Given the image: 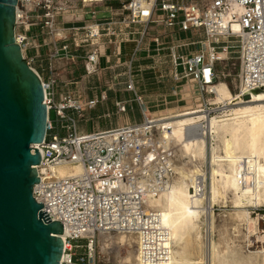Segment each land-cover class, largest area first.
Returning <instances> with one entry per match:
<instances>
[{
	"label": "built area",
	"instance_id": "built-area-1",
	"mask_svg": "<svg viewBox=\"0 0 264 264\" xmlns=\"http://www.w3.org/2000/svg\"><path fill=\"white\" fill-rule=\"evenodd\" d=\"M78 1L85 5L101 0ZM27 3L30 4L28 8ZM74 3L77 0H17L15 42L20 45L23 56L30 48L29 31L40 26L57 36L58 18L72 9ZM235 5L242 7L241 14L233 11ZM121 12L116 15L121 16L117 22L106 21L104 30L97 26L71 25L67 27L68 38L75 47H80L91 44L93 38L102 34L119 36L120 42L134 43V58L144 47L145 38L150 36L157 63L166 62L160 59L161 53L167 51L173 81L190 78L202 93L210 94L207 88L215 82V66L222 61L216 50L226 38L234 36L240 42V84L246 90H264V0H144L143 4L141 0H127L121 5ZM227 13H230L228 22L224 19ZM233 22L238 24L240 32H233ZM159 25L167 30L164 38L150 33ZM193 30L202 32L204 43H208L206 52L202 49L185 52L184 47L194 42L178 43ZM180 34H184L181 39ZM58 36V40L67 39L62 34ZM65 48L63 45L54 50L53 55ZM98 52L94 49L86 59L95 63ZM37 74L44 88L48 117L44 141L35 145L41 159L36 166L39 182L33 188V196L63 225L60 264H94L97 236L102 232L135 234L144 261L160 263L166 260L169 254L164 246L167 233L158 212L145 208L144 197L156 195L174 179L173 153L159 150L148 157L147 152L155 148L156 126L150 122L147 111L141 109L142 121L80 131L76 123V118L83 116V106L78 103L80 91L66 92L56 103L55 80ZM125 89L132 91L140 102L135 91V72L130 66L126 71ZM95 103L89 100L87 107ZM115 106L119 112L126 111L123 102L116 101ZM51 110L55 111L57 128L50 118ZM60 129L63 134L59 133ZM61 166L68 168L69 173L60 175L52 169ZM256 214L264 233V208H257Z\"/></svg>",
	"mask_w": 264,
	"mask_h": 264
},
{
	"label": "bare ground",
	"instance_id": "bare-ground-1",
	"mask_svg": "<svg viewBox=\"0 0 264 264\" xmlns=\"http://www.w3.org/2000/svg\"><path fill=\"white\" fill-rule=\"evenodd\" d=\"M26 6L28 8L30 4ZM242 10L239 5L233 8L239 14ZM224 19L228 22L230 13L225 14ZM232 30L240 32L236 22L232 23ZM218 56L223 59L225 53ZM239 87L240 92L232 94L225 82L209 86L215 93L214 101L227 107L222 115L210 117L201 113L164 121L160 125L150 119L159 126V131L153 141L155 148L147 155L152 157L159 150H171V165L177 174L164 190L144 197L145 208L159 214L167 233L164 246L169 254L160 263L146 262L141 256L137 235L121 232L98 234L102 253L113 252L116 264H264V249L245 257L236 254L229 259L211 238L213 216L210 209L216 202L225 204L230 194V202L236 209L230 214L231 218L245 224L247 237L255 235L264 244V233L258 230L256 219L247 210L248 207L264 206V90H246L242 84ZM244 96H250L251 100L242 105ZM209 133L219 140L220 145L211 147L210 187L205 192V175L201 166L205 160V136ZM52 169L60 175L69 173L64 166ZM255 231H258L257 236ZM195 242L201 244V255L197 260L185 254V248Z\"/></svg>",
	"mask_w": 264,
	"mask_h": 264
},
{
	"label": "water",
	"instance_id": "water-1",
	"mask_svg": "<svg viewBox=\"0 0 264 264\" xmlns=\"http://www.w3.org/2000/svg\"><path fill=\"white\" fill-rule=\"evenodd\" d=\"M16 6L0 0V264H60L63 225L33 196L48 109L15 42Z\"/></svg>",
	"mask_w": 264,
	"mask_h": 264
},
{
	"label": "rangeland",
	"instance_id": "rangeland-1",
	"mask_svg": "<svg viewBox=\"0 0 264 264\" xmlns=\"http://www.w3.org/2000/svg\"><path fill=\"white\" fill-rule=\"evenodd\" d=\"M189 1V0H184ZM163 26H156V28H161ZM47 31V30H46ZM48 32V31H47ZM57 34H60V32H56ZM58 36V35H57ZM184 34H180L179 38H183ZM226 41L219 46V48L216 50L219 53L224 52L225 56L222 57V61L217 62L215 69L217 73V78L215 79V83L217 82H225L231 91L232 94H236L240 92V80L238 77V72L240 68V42L238 41V38L234 36H230L225 39ZM194 42V44H190L189 46L184 47L185 52H195L199 49H202L206 52L207 46L206 43H204V37L201 31H191V33H188L186 35V38L184 40H178L179 44L182 43H189ZM133 45V44H132ZM131 45L128 46V49H130ZM223 47H226L225 51L223 50ZM30 48L26 49L24 51V56L26 61L29 62L31 67H33L42 78L48 79L45 75L46 72L43 70H38V68H42L45 66V62L43 60L34 61L32 58L31 53L29 52ZM163 56L161 60H164V65H169V59L167 57V51H164L161 53ZM155 57H157L155 55ZM144 59V58H143ZM158 60L156 58L155 62ZM138 62V61H137ZM110 63H112L110 59ZM113 63H115L113 61ZM159 63V62H158ZM120 69H115L114 71L111 69L109 71V74L105 71H103V75H100V81L102 83H105V87L108 88L109 84L114 83L113 88L119 89L123 88V86H126L124 84V81H126V76L124 74L123 66L119 67ZM74 72H71V74ZM75 76H73L70 79H74L75 81L79 82H72L69 83L68 87H62L63 91H69L71 93L75 92V90L80 91V94L82 93V81L93 79L96 75V71H91L90 73L87 72V70H83L78 68L75 70ZM139 73V72H137ZM160 73L164 74L163 78H160ZM158 77L154 74H147V77H143L141 80L140 77L136 78L138 83H142L145 86H141V89L144 90V93H168L171 90V87L174 85H179L176 88L178 101L169 102V99H167V102L164 101H154L152 103H148L149 105H152L151 108H149V116L152 119L156 120V124L160 125L164 121L173 120V119H179L182 117L190 116V115H198L201 113H206L208 116L212 117L215 115H222L223 110L226 109L224 103H217L214 101L215 93L213 90H210L208 87V90H210V94L202 93L200 88L198 87L197 83L190 79V78H181L178 81H173L172 77L170 75L169 68L166 72H158ZM74 75V74H73ZM51 79V78H50ZM109 79V82H106V80ZM73 80V81H74ZM141 80V81H140ZM159 80V81H158ZM120 82V83H119ZM112 88V87H109ZM175 89V88H174ZM112 90V89H110ZM82 98V97H81ZM176 98V97H174ZM80 100V98L78 99ZM250 96H244L242 98V105H245L248 101H250ZM82 104V102H81ZM83 106V105H82ZM82 118H76L77 128L80 131H91V130H102L105 128H111L116 127L115 125L121 121H125L129 119H132V116L130 118L128 117H121L119 114H111L106 117H100L96 118L91 113V110L87 109V106L82 107ZM134 117L138 121H142V115L139 111V108L135 110ZM50 118L54 122L57 128L56 123V115L55 111H50ZM124 119V120H123ZM137 121V122H138ZM155 127V134L153 141L156 139L159 131V126ZM60 134H63V130H58ZM208 138V139H207ZM210 143V144H209ZM214 145H220V142L218 139L212 137L210 133L205 136V160H202V166L201 169L203 170L202 173L205 175V192H208V189L210 187V170H211V156H212V148ZM212 147V148H211ZM211 151V152H210ZM174 158H176L174 156ZM175 160V159H174ZM176 161V160H175ZM210 165V166H209ZM209 177V178H208ZM177 178V174L174 177V180ZM209 180V181H208ZM199 194H202L199 192ZM231 195H227V202L221 203L216 202L212 205L211 215L213 216V227L211 229V238L219 249L222 252H226L227 258H233L236 254H238L241 257H245L251 254V252H254L256 250H262L264 249V244H262L258 239L255 238V235L253 237H247V231L245 230V224L242 223L239 220L232 219L231 213L235 212V206L234 204L230 202ZM234 207V208H233ZM258 209L264 208V206L260 207H248V211L250 212L251 217L256 219L258 230L260 231V226L258 224V216L256 214ZM254 232V231H253ZM256 236L258 235V231H255ZM203 243V239H202ZM228 244V245H227ZM230 245V246H229ZM227 246V247H225ZM234 248V249H233ZM237 249V250H236ZM122 253L124 250L121 251ZM228 252V253H227ZM235 252V253H234ZM79 253H83V251H79ZM185 254L188 258L197 260L200 258L201 255V244H198L195 242L192 244V246H187L185 248ZM114 253L110 252L109 254L102 253L100 242H99V236H97V244H96V260L94 264H116L114 260ZM113 256V257H112ZM231 256V257H230ZM225 264H233L232 262Z\"/></svg>",
	"mask_w": 264,
	"mask_h": 264
},
{
	"label": "crops",
	"instance_id": "crops-1",
	"mask_svg": "<svg viewBox=\"0 0 264 264\" xmlns=\"http://www.w3.org/2000/svg\"><path fill=\"white\" fill-rule=\"evenodd\" d=\"M126 1L127 0H101L95 3L81 5L77 0V3L73 4L72 9L64 11L58 18L57 29L63 36H66L67 39L58 40L59 36H52L46 31V29L37 26L29 31L31 37L28 41L30 45L29 52L31 53L34 61L43 60L45 62L44 67H37V69L45 71V76L47 78H52L55 80L54 101L56 103L63 99L66 92H69L63 91L64 89L62 87H68V85H70L69 83L72 82H79L75 81L74 79V81L70 79L75 76V70L78 68L83 70L90 68L89 70L96 71V76L93 77V79L86 81L83 80L81 82L82 93L79 95L80 100H78V103L81 104L82 102L81 105L86 107L89 100H95V105L91 108L87 107V109L91 110V113L96 118L106 117L111 114H119L121 117L127 118L132 116V119H129V121L125 120L117 123L115 125L116 127L137 122L138 120L136 117H134V112L137 110V108H139L140 112L143 108L149 114V108H151L152 105H149L148 103H152L154 101H164L166 103L167 99H169V102H175L179 99L176 91V88L179 85L173 84L170 92H161L158 94H149L147 92L144 93V90L141 89V86L146 87V85H143L142 83H138L136 85V78L140 77L142 80L145 75V77H147V74L151 73L156 74L155 77H158V72H166L169 68V65L155 62L156 58L158 57H155L156 54L154 50V44L150 42V36L145 38L144 47L135 55L134 58L132 55L134 43L120 42L119 36L106 37L104 34H102L103 36L93 38L91 44H84L80 47H75L68 38L67 27L71 25L85 27L97 26L98 28L104 30L106 21L112 20L113 22H117L121 16L116 15L123 13L121 12V5ZM92 11H94L93 15ZM150 33L151 35H159L161 38H164L167 30L164 27L158 29L155 27L154 30L150 31ZM115 34L118 35L117 32H115ZM163 41H165V39ZM63 45H66V48L54 53L53 55V51L60 49ZM129 45H131L130 49H128ZM94 49H97L99 52L97 60L92 64L86 59V57L87 54H89ZM110 59L112 63H110ZM113 61L115 63H113ZM122 66L125 70V76L128 66L132 67L134 70L135 91L140 102L136 99L135 94L132 91H127L125 89L126 86L115 89L113 88L114 83H108L109 87L112 88H106L104 85L105 83L100 81V75H103V71H106L109 74L111 69L113 71L115 69L119 70V67ZM71 72L74 73L71 74ZM163 75L164 74L160 73V78H163ZM106 82H109V79H107ZM124 84L126 85V81H124ZM102 95L104 98L101 97ZM116 101H120L125 104V112L117 111L115 106Z\"/></svg>",
	"mask_w": 264,
	"mask_h": 264
}]
</instances>
